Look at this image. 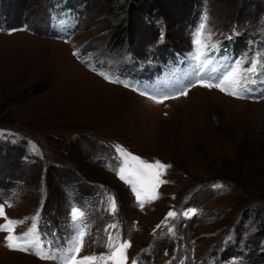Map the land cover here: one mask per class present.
I'll list each match as a JSON object with an SVG mask.
<instances>
[{"label": "rangeland", "instance_id": "rangeland-1", "mask_svg": "<svg viewBox=\"0 0 264 264\" xmlns=\"http://www.w3.org/2000/svg\"><path fill=\"white\" fill-rule=\"evenodd\" d=\"M159 2L149 20L135 15L129 39L119 37L127 0H0V204L25 221L17 234L39 213L40 232L59 244L80 207L91 231L81 256L105 252L104 229L117 224L109 231L131 242L129 264H264V98L194 84L264 52V0ZM205 12L220 47L201 72L192 34ZM262 95L260 85L250 93ZM113 145L171 165L159 199L138 206L110 170ZM169 211L178 215L165 221ZM5 235L0 264H57L9 250Z\"/></svg>", "mask_w": 264, "mask_h": 264}, {"label": "snow or ice", "instance_id": "snow-or-ice-1", "mask_svg": "<svg viewBox=\"0 0 264 264\" xmlns=\"http://www.w3.org/2000/svg\"><path fill=\"white\" fill-rule=\"evenodd\" d=\"M208 20L209 16L205 12L192 34L195 51L191 54V58L193 61L198 62V68L201 72L213 63L209 56V50L215 52L220 47L218 41L212 42L213 34L208 27ZM211 71L215 72L217 69L212 68ZM99 74L111 83H121L109 74L104 72ZM194 84H199V86L208 89H219L222 93L237 99L264 98V95L260 97L250 96L257 85L264 86V52L258 51L253 55L245 53L228 64L226 70L222 71L219 76L205 78L198 75ZM124 86L128 87L129 85L124 84ZM187 94L188 88L185 87L176 95L186 96ZM141 95L148 94L141 92ZM148 98L159 104L165 100L176 98V96L148 95ZM112 147L115 152L114 160L116 164L115 166L110 165V170L114 171L121 181L131 187L138 206L143 209L145 203L159 199L158 189L161 185L168 183L162 177L167 174V169L171 165L160 160L148 162L129 152L121 145H113ZM214 187L223 188L224 186L217 184ZM106 203L107 211L110 214L115 215L119 211L115 197H109ZM8 206L11 207V203ZM190 213L195 215L196 210L188 209L183 215L188 217ZM177 215L178 213L175 211H169L165 221L168 218L175 219ZM0 218L5 220L4 224H0V232L6 233L4 245L11 251L30 253L41 260L57 261V264H129L128 249L131 247V242L121 237L118 231H109V229H118L117 224H109L104 229L106 236L102 246L106 249L105 252L100 255H80L84 250L87 237L91 235V231L86 213L78 206H71L70 208L69 220L72 232L63 244H59L57 240L48 239L46 234L40 232L39 213L30 218L31 226L29 229L19 234L16 232V227L25 223V221L13 220L7 217L3 204H0ZM159 227L160 225H157V228ZM165 227H167V224H165ZM173 231V227H168L169 233ZM52 235L55 236V233ZM131 264H139V262L132 260Z\"/></svg>", "mask_w": 264, "mask_h": 264}, {"label": "trees", "instance_id": "trees-1", "mask_svg": "<svg viewBox=\"0 0 264 264\" xmlns=\"http://www.w3.org/2000/svg\"><path fill=\"white\" fill-rule=\"evenodd\" d=\"M111 1L113 0H109V2ZM127 2L128 5H126V8L129 13V20L124 29L120 31L119 37L121 38L132 37L136 24L135 15L142 14L143 16L148 17L147 19L149 20L150 17L153 16L154 10L159 8L158 5L160 3L159 0H127Z\"/></svg>", "mask_w": 264, "mask_h": 264}, {"label": "bare ground", "instance_id": "bare-ground-1", "mask_svg": "<svg viewBox=\"0 0 264 264\" xmlns=\"http://www.w3.org/2000/svg\"><path fill=\"white\" fill-rule=\"evenodd\" d=\"M115 88H117V89L119 88L120 90L126 91L125 89H122V88H120V87H117V86H115Z\"/></svg>", "mask_w": 264, "mask_h": 264}]
</instances>
